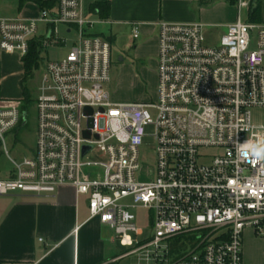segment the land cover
I'll use <instances>...</instances> for the list:
<instances>
[{"label":"built area","instance_id":"obj_1","mask_svg":"<svg viewBox=\"0 0 264 264\" xmlns=\"http://www.w3.org/2000/svg\"><path fill=\"white\" fill-rule=\"evenodd\" d=\"M43 1L54 6L37 17H0V51L26 56L40 24L45 47L66 41L60 25L77 37L42 73L31 155L15 160L5 143L27 120L25 99H0V144L13 163L0 195L51 196L72 184L87 196L89 218L128 248L112 262L133 255L139 264H244V230L264 237V161L242 148L264 140V123L253 121L264 111V22L248 21L251 0H234L238 18L214 45L201 22H159L152 102L113 101L105 88L112 43L90 31L80 0ZM148 137L154 159L145 165ZM95 150L103 161L91 159ZM136 209L146 210L144 225Z\"/></svg>","mask_w":264,"mask_h":264},{"label":"crops","instance_id":"obj_2","mask_svg":"<svg viewBox=\"0 0 264 264\" xmlns=\"http://www.w3.org/2000/svg\"><path fill=\"white\" fill-rule=\"evenodd\" d=\"M98 3L109 4V9L104 5L103 10L93 8ZM80 7L84 16L94 22L92 33L104 37L109 33L112 43L115 34L125 29L134 41L142 39L143 45L153 36L157 53L159 22L202 23L201 20L209 18L218 7L233 13V7L226 3L211 5L209 0H80ZM40 9L36 1L20 4L18 0L15 9L12 4L0 0V17L34 18ZM233 20L234 17L229 16L219 21L225 32ZM134 24L138 27V38L132 35ZM64 28L67 33L74 32L69 26L64 25ZM43 36L38 32L32 41L42 42ZM8 55L18 56L0 51V70ZM18 58L23 68V58ZM21 95L16 89L11 97L0 99H22ZM12 174V166L0 169V179ZM82 195L72 184L59 186L51 196L38 197L22 192L0 195V264H103L107 254L102 239L105 226L98 219L89 218L88 203L86 200L84 203Z\"/></svg>","mask_w":264,"mask_h":264},{"label":"rangeland","instance_id":"obj_3","mask_svg":"<svg viewBox=\"0 0 264 264\" xmlns=\"http://www.w3.org/2000/svg\"><path fill=\"white\" fill-rule=\"evenodd\" d=\"M5 3H10L17 8L18 0H4ZM224 2L228 6L233 7V13L221 10V7L216 8L211 12L209 18L202 19L203 34L205 42L209 45L217 43L220 35L225 32L222 22L229 16L234 17V22L238 18V8L229 0H209L211 5L215 3ZM245 9L242 10V19H245ZM221 14H223L221 16ZM230 22V23H231ZM263 23V22H262ZM59 36L66 39L62 44L52 42L46 47L40 43L39 48V67L32 70L31 75L25 79L23 68L20 66L17 55H8L3 61V68L0 70V97L9 98L11 94L20 90L21 97L25 95L31 100L27 108V120L22 123L16 130L6 136L5 143L9 151V155L19 160L25 156L33 153L36 144V126H37V110L35 101L40 95V82L42 73L46 64L49 61H56L63 58L70 47L75 43L76 33L65 32L64 25H60ZM46 29H43V24L39 26V34L44 35ZM105 36L108 38L110 34ZM112 42V67L110 73V81L105 84V88L110 93L113 101L116 102H152L157 101V87H158V53L155 48V39L153 36L148 38L145 44H141L140 40L134 41L130 32L121 29L118 34H115ZM136 46V47H135ZM17 54V53H14ZM120 59H123L122 61ZM24 91L26 92L24 94ZM152 118H156L157 111L153 108L149 109ZM253 121L255 123H264V111H256ZM148 132H152L153 128L148 127ZM144 151H149L147 157H141L142 162L146 165L152 163L154 155V142L151 137L144 140ZM91 159L103 161L105 157L98 153L97 150L91 153ZM149 161V162H148ZM13 167L11 159L8 157L4 146L0 144V169H7ZM84 203H88L86 195H82ZM86 200V201H85ZM138 223L144 225L145 214L144 209H136ZM96 219V218H94ZM115 233L112 229L105 226L102 232V239L104 240L106 248V258L103 264H139L137 258L133 255L120 259L117 262H112L113 258L125 253L128 248L120 244L115 239ZM242 250L244 264H264V237L255 233L252 228H246L242 235Z\"/></svg>","mask_w":264,"mask_h":264},{"label":"trees","instance_id":"obj_4","mask_svg":"<svg viewBox=\"0 0 264 264\" xmlns=\"http://www.w3.org/2000/svg\"><path fill=\"white\" fill-rule=\"evenodd\" d=\"M26 1H36V2H38V4L40 5L41 8H43V7L50 8V7L54 6L53 2H45L43 0H20V4H24ZM229 2L232 4H235L234 0H229ZM103 5L109 9V4H101V3L95 4L93 6V8H100V10L102 8V10H103ZM247 19H248V21H251V22H257V23L264 22V0H251ZM40 43L41 42H39V40H36V39L31 41L29 52L22 59L25 79L29 75H31L33 69L39 67ZM25 93L26 92L24 91V94ZM24 99H25L24 100L25 101L24 108H27L29 106V104L31 103V100L26 95H25Z\"/></svg>","mask_w":264,"mask_h":264},{"label":"clouds","instance_id":"obj_5","mask_svg":"<svg viewBox=\"0 0 264 264\" xmlns=\"http://www.w3.org/2000/svg\"><path fill=\"white\" fill-rule=\"evenodd\" d=\"M242 148L243 150L248 151L249 156L255 161H264V140H261L256 144L245 142Z\"/></svg>","mask_w":264,"mask_h":264},{"label":"water","instance_id":"obj_6","mask_svg":"<svg viewBox=\"0 0 264 264\" xmlns=\"http://www.w3.org/2000/svg\"><path fill=\"white\" fill-rule=\"evenodd\" d=\"M89 149H90L89 146H85L84 149H83V153H86Z\"/></svg>","mask_w":264,"mask_h":264}]
</instances>
